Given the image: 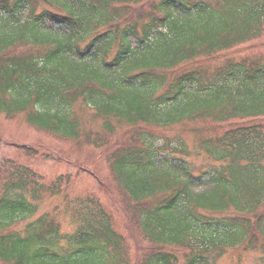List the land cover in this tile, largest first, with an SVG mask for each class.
I'll return each instance as SVG.
<instances>
[{
  "label": "trees",
  "instance_id": "obj_1",
  "mask_svg": "<svg viewBox=\"0 0 264 264\" xmlns=\"http://www.w3.org/2000/svg\"><path fill=\"white\" fill-rule=\"evenodd\" d=\"M261 37L264 0H0V118L68 144L58 165L78 163L77 175L88 161L71 151L106 146L113 176L99 180L106 201L74 200L80 222L65 232L60 209L41 214V202L68 180L8 168L0 264H220L238 247L264 264V55L236 56ZM194 120L223 128L197 142L212 163L198 178L183 140L167 152L146 131ZM122 125L138 130L116 140ZM114 185L121 231L103 204L117 202Z\"/></svg>",
  "mask_w": 264,
  "mask_h": 264
},
{
  "label": "rangeland",
  "instance_id": "obj_2",
  "mask_svg": "<svg viewBox=\"0 0 264 264\" xmlns=\"http://www.w3.org/2000/svg\"><path fill=\"white\" fill-rule=\"evenodd\" d=\"M248 55H264V37L257 39L249 44L245 45L243 49L237 51V57H247ZM224 56L230 57L227 54ZM88 111V110H86ZM89 113H86V120L90 119ZM219 127L220 133L223 128L221 125L214 124L211 120H194L187 121L182 125L173 127L167 130H161L160 128H151L146 131H151L153 134L159 136L157 141L158 144L170 143L167 152L173 147L178 146L179 139L183 140L191 150H193V157L189 158L194 171L201 173L211 167L212 163L204 155L196 152L197 142L203 137H208L211 133L212 128ZM208 128V131H205ZM138 130L134 128H127L122 125L119 128L116 140H125L130 132ZM97 132H100L97 128ZM133 135V134H132ZM7 142L16 144H28L31 145L33 150L38 153V156L26 157L25 152L18 150L13 146L6 145ZM61 141L53 135H49L46 132L37 131L35 128L26 126L23 121L18 122L17 119L9 120L4 117L0 118V189L3 180L5 179L8 168H14V164H20L24 167L33 169L38 175L42 176L46 184L52 183L58 177L68 180L66 184V190L62 191L59 196L53 197L51 194L45 195L41 204V214H49L53 216L52 211L58 207L60 209V218L63 221V225L66 228L65 232H72L77 225H79L80 219L74 212V200L81 197L80 200L92 197L94 199H101L106 201L104 193L108 191L106 188L99 186V180H107L108 184L113 183V176L110 172L109 165L107 162V156L103 154L102 148H95L94 146H83L77 148V151H71V159L77 161H88L86 166L89 170L86 172L92 173L96 178L90 177L89 173L77 175L79 164L75 163L70 169L58 165L60 162L57 161L61 156L59 147L67 149L70 146L60 143ZM180 149V148H178ZM190 149H186L190 153ZM191 154V153H190ZM179 155V154H177ZM95 157V159H94ZM159 159V158H158ZM160 160V159H159ZM93 161V163H92ZM205 184V181L204 183ZM203 187H198L197 190ZM112 191L119 195L115 204L103 203L107 207L108 213L113 218L114 228L119 231L127 229V225L118 215V207L123 201L120 190L114 185ZM99 200V199H98ZM66 204H69L68 213L65 214ZM141 243V242H140ZM142 245V243H141ZM143 246V245H142ZM127 250L129 252V259L135 261L138 256L142 254L136 247V241L127 243ZM259 247V246H257ZM184 253V250L182 251ZM243 256L244 264H255L258 258L261 256V252L257 251H242V248L238 247L234 250L227 251V255L220 260V264H231L233 259L237 255Z\"/></svg>",
  "mask_w": 264,
  "mask_h": 264
}]
</instances>
